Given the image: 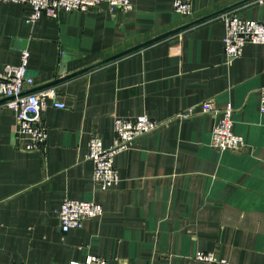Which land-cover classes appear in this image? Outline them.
Returning <instances> with one entry per match:
<instances>
[{"label": "crops", "instance_id": "0c3cea01", "mask_svg": "<svg viewBox=\"0 0 264 264\" xmlns=\"http://www.w3.org/2000/svg\"><path fill=\"white\" fill-rule=\"evenodd\" d=\"M130 1L127 12L101 6L35 22L28 4L0 1V72L28 50L31 89L180 28L52 85L64 108L47 101L40 149L23 148L26 137L0 101V264H71L91 254L107 264H209L193 258L198 250L264 264V43L228 59L219 17L233 11L264 22V0H190L188 15L174 12L173 0ZM207 98L233 106L244 149L213 148L215 118L198 113L138 137L114 157L116 185L94 184L87 142L96 134L111 145L114 116L165 120ZM66 196L103 212L62 232Z\"/></svg>", "mask_w": 264, "mask_h": 264}, {"label": "built area", "instance_id": "2783aa9c", "mask_svg": "<svg viewBox=\"0 0 264 264\" xmlns=\"http://www.w3.org/2000/svg\"><path fill=\"white\" fill-rule=\"evenodd\" d=\"M28 4L31 12L27 18L35 22L41 16L57 18L60 12H86L94 7L105 6L109 12L132 9L130 0H0ZM172 9L181 15L191 13L190 0H173ZM224 24L222 37L223 52L228 59L239 57L246 44L264 43V22L242 18L233 11L219 15ZM29 52H20V62L16 65L6 64L0 72V100L4 99L6 108L13 111L16 120V133L26 137L24 149H40L46 137V128L42 122L43 110L50 100L52 106L64 108V103L56 99V89L52 86L41 90L29 91L34 86L33 78L27 74ZM259 112L264 114V86L259 90ZM234 108L230 103L219 107L213 98L200 103L198 110L188 108L176 113L171 118L156 120L145 114L134 117L114 116L113 141L104 146L101 138L91 134L87 142L85 157L93 163L92 181L101 190H107L119 181L114 166L117 153L126 150L138 137L147 134L172 120L188 118L195 114H210L215 118L211 132V146L216 150L240 151L245 142L241 135L233 131ZM103 212L102 204L92 200L64 197L57 211L59 228L62 232L81 228L88 219L96 218ZM193 258L209 264H228L225 258L218 257L212 251L198 250ZM71 264H107L105 258L88 255L83 261L72 260Z\"/></svg>", "mask_w": 264, "mask_h": 264}, {"label": "water", "instance_id": "95a60500", "mask_svg": "<svg viewBox=\"0 0 264 264\" xmlns=\"http://www.w3.org/2000/svg\"><path fill=\"white\" fill-rule=\"evenodd\" d=\"M233 5H235V4H233ZM233 5L228 6V7H226V8H223L222 10H219V11H223V10H225V9H228V8L232 7ZM215 13H217V12H215ZM215 13H212V14H209V15L204 16V17H202V18H199V19H196V20H194V21H191V22H189L188 24H185V25L182 26V27H185V26H188V25L193 24V23H195V22L201 21V20L205 19L206 17L211 16V15H213V14H215ZM179 29H180V28H175V29H173V30L167 31V32H165V33H163V34H160V35H158V36H155V37H153V38H150V39H148V40H146V41H144V42H141V43L136 44V45H134V46H132V47H130V48H127V49H125V50H123V51H121V52H119V53H117V54H115V55H113V56H110V57H108V58H106V59H103V60H101L100 62H98V63H96V64H93V65L88 66V67L81 68V69L76 70V71H74V72H70V73L64 74V75H62L61 77H59V78H57V79H55V80H52V81H50V82H48V83H46V84H44V85H42V86H39V87H48V86H52V85H55L56 83H59V82H62V81H64V80H67V79H69V78H72V77H74V76H76V75H78V74H80V73H82V72L87 71L88 69H90V68H92V67H95V66H97V65L103 64V63L108 62V61H110V60L116 59V58H118V57H120V56H122V55H124V54H127V53H129V52H131V51L137 50V49H139V48H141V47H143V46H145V45H147V44H150V43H152V42H154V41H156V40H158V39H161L162 37H165V36H167V35H169V34H172V33L176 32V31H178ZM65 71H66V70H63L62 72H65ZM39 87L32 88V89H30L29 91H32V90L38 89ZM1 100H4V99H1ZM1 100H0V101H1Z\"/></svg>", "mask_w": 264, "mask_h": 264}]
</instances>
